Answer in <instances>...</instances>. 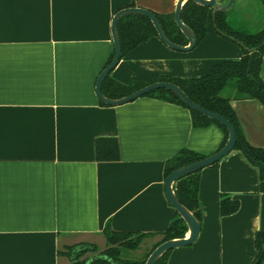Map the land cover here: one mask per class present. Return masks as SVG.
<instances>
[{
  "label": "crops",
  "instance_id": "crops-1",
  "mask_svg": "<svg viewBox=\"0 0 264 264\" xmlns=\"http://www.w3.org/2000/svg\"><path fill=\"white\" fill-rule=\"evenodd\" d=\"M248 1L235 0L230 10L245 11ZM178 2L0 0V264H73L64 248L89 243L102 252L106 227L145 234L138 249L125 253L143 261L176 219L166 196L167 161L183 149L216 153L224 131L195 128L189 109L155 97L103 105L96 84L114 54L117 12L133 5L174 15ZM238 28L262 31L264 11ZM243 56L210 18L192 51L154 36L124 56L110 78L125 85L156 75L195 79ZM260 76L264 81V55ZM231 105L247 141L264 149V105L255 99ZM98 139L117 141L118 161L97 160ZM222 195L240 202L236 213L221 215ZM198 199L200 236L173 249L166 264H254L256 234L264 232L259 169L232 152L201 171Z\"/></svg>",
  "mask_w": 264,
  "mask_h": 264
},
{
  "label": "trees",
  "instance_id": "trees-1",
  "mask_svg": "<svg viewBox=\"0 0 264 264\" xmlns=\"http://www.w3.org/2000/svg\"><path fill=\"white\" fill-rule=\"evenodd\" d=\"M264 1V0H263ZM133 7V5H132ZM156 14V13H155ZM168 38L179 45H187L188 40L177 27L174 15L156 14ZM212 19L216 31L229 40L239 44L244 56L239 61H225L213 67L210 74L195 79H179L171 76L156 75L151 82H132L129 85L121 84L107 77L103 83V93L110 99H119L127 96L140 88L155 82H171L179 86L184 93L199 106L217 113L228 119L236 128L237 142L233 152H241L248 161L259 169L260 189L264 192V149L253 147L246 139L240 126L236 112L234 111L232 99L245 100L255 99L264 105V81L260 76V69L264 55V29L258 33L251 34L234 29L227 21L226 13H217L214 17L211 10L193 2H187L182 10V21L192 28L196 35L198 44L206 37L207 24ZM118 32L122 45V58L131 50L144 43L151 37H159L152 22L143 16H127L118 22ZM254 53V64L251 72H248L249 59ZM114 54L108 65L111 63ZM228 88L234 90V95H230ZM147 97L181 105L190 110L195 128H206L210 125H217L225 134L224 141L220 149L226 144L228 130L220 123L188 108L172 92L167 90H157L151 92ZM103 105V102H101ZM96 156L98 161H118L119 147L115 139H98L96 141ZM207 156L194 151L183 149L172 159L167 161L165 167V178L175 170L186 165L200 161ZM215 163L212 166L218 165ZM202 171V170H201ZM201 171L187 175L174 184V191L178 200L191 212L198 220H202L201 207L198 199ZM240 208V202L232 199L229 195H222L220 200V212L222 216H229L236 213ZM178 217V218H177ZM188 227L185 221L176 211V219L169 225L162 234V239L157 243L147 258L143 261H136L125 256L128 251L139 248L145 234L135 235L132 233H118L106 227L105 235L108 247L102 252L94 244L80 243L64 248L62 254L67 256L73 264H145L150 254L162 243L185 238ZM256 247L258 250L254 264H262L264 259V232L256 234ZM172 250L166 252L157 264H166L168 256ZM90 254V256H88Z\"/></svg>",
  "mask_w": 264,
  "mask_h": 264
},
{
  "label": "water",
  "instance_id": "water-1",
  "mask_svg": "<svg viewBox=\"0 0 264 264\" xmlns=\"http://www.w3.org/2000/svg\"><path fill=\"white\" fill-rule=\"evenodd\" d=\"M187 2H193L200 6L209 8L212 11V17H214L217 13H225L229 11L233 7L235 0H225L224 2H219V0H179L176 6V10L174 12V21L177 24V27L181 30L183 35L188 40V44L185 46L174 43L168 38L161 24L160 19L154 12L144 9V8H139V7H129V8L120 10L119 12L116 13L112 21L114 57L111 63L100 74L97 80V84H96V93L98 95V98L100 99L101 102H103L104 104L108 106H121V105L130 103V102H133L157 90L170 91L174 93L183 102V104H185L188 108L194 111H197L200 114L220 123L228 130L229 136H228L226 144L221 149H219L216 153L210 156H207L206 158L200 161H197L195 163L181 167L175 170L174 172H172L166 178V196L170 204L179 213L180 217L185 221L188 227V230L190 231V236L188 238L173 239V240H169V241L162 243L150 254L145 264H157V262L163 257V255L166 252L176 249V248L191 245L197 241L201 233V222L200 220H198V218L195 216L193 212L187 209L178 200L175 194V191H174V184L177 182V180L187 175L201 171L204 168L212 166L215 163H218L221 160L225 159L234 151L236 142H237L236 128L228 119H226L225 117L217 113H214L208 109H205L199 106L198 104L193 102L179 86L171 82L151 83L119 99H110L106 97L103 93V90H102L103 83L105 82L107 77L111 74V72L118 66V64L120 63L122 59V45H121L120 36L118 32V22L120 21V19L124 17H127V16L147 17L152 22L161 41L171 49H174L177 51L189 52L196 48V46L198 45V42H197L194 31L192 30L191 27H189L182 21V10H183L184 5ZM254 57H255L254 53H251L250 59H249L248 72L252 71L253 64H254Z\"/></svg>",
  "mask_w": 264,
  "mask_h": 264
},
{
  "label": "rangeland",
  "instance_id": "rangeland-1",
  "mask_svg": "<svg viewBox=\"0 0 264 264\" xmlns=\"http://www.w3.org/2000/svg\"><path fill=\"white\" fill-rule=\"evenodd\" d=\"M245 8V11H237L236 9L229 11V23L234 29H239L238 27H243L244 25L248 26L249 22L252 23L253 20H258L260 13L262 14L264 11L262 0H249ZM257 22L258 21L254 23ZM231 89L232 88H228V92H230Z\"/></svg>",
  "mask_w": 264,
  "mask_h": 264
}]
</instances>
